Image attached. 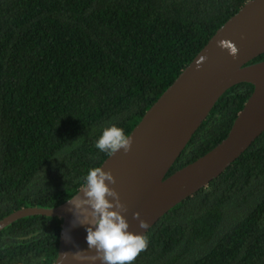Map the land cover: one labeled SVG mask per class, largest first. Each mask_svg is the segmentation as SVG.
Returning a JSON list of instances; mask_svg holds the SVG:
<instances>
[{
	"label": "trees",
	"instance_id": "16d2710c",
	"mask_svg": "<svg viewBox=\"0 0 264 264\" xmlns=\"http://www.w3.org/2000/svg\"><path fill=\"white\" fill-rule=\"evenodd\" d=\"M249 0H0V221L53 208L126 135ZM264 61V54L249 64ZM254 86L228 89L167 177L229 134ZM62 219L0 231V264H54ZM134 264H264V133L218 178L166 213Z\"/></svg>",
	"mask_w": 264,
	"mask_h": 264
},
{
	"label": "water",
	"instance_id": "95a60500",
	"mask_svg": "<svg viewBox=\"0 0 264 264\" xmlns=\"http://www.w3.org/2000/svg\"><path fill=\"white\" fill-rule=\"evenodd\" d=\"M229 39L239 49L237 58L218 47ZM264 54V0H249L212 36L173 84L132 130L131 151L120 149L100 166L116 183L105 181L125 205L120 211L129 231L145 236L171 209L207 187L264 133V61L249 64ZM205 61L197 70L196 62ZM254 86L228 136L211 151L167 177L170 168L209 115L220 97L237 84ZM80 190L73 202L53 208L26 207L0 221V231L25 217L42 215L62 219L58 255L54 264H102L89 248L86 229L95 228L92 208ZM115 203V198L108 197ZM140 219H134V213ZM140 220L148 228L139 226Z\"/></svg>",
	"mask_w": 264,
	"mask_h": 264
},
{
	"label": "clouds",
	"instance_id": "9594fccd",
	"mask_svg": "<svg viewBox=\"0 0 264 264\" xmlns=\"http://www.w3.org/2000/svg\"><path fill=\"white\" fill-rule=\"evenodd\" d=\"M218 47L227 50L234 59L238 57L239 49L231 40H219ZM205 59L202 56L196 62L197 70ZM132 144V136L126 135L123 129L113 125L103 130L95 148L111 156L120 149L125 153L131 151ZM106 180L116 183L110 171L105 172L101 167H94L89 169L86 182L81 185V190L88 199L76 201V207L79 209L84 204L91 205V215L95 220V228L86 229V241L89 248L96 249L102 264H134L139 254L147 249L148 241L143 235L129 231L130 225L120 211L111 210L127 209L120 202L119 194L105 183ZM108 197L115 198V203L110 202ZM68 202H73L71 196ZM133 218L139 220L140 213H134ZM139 226L145 229L149 227L144 220H140Z\"/></svg>",
	"mask_w": 264,
	"mask_h": 264
}]
</instances>
